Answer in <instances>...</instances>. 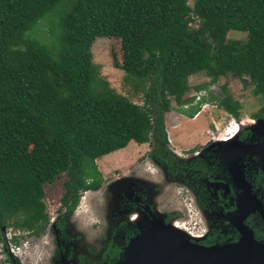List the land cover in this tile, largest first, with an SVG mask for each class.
<instances>
[{
	"label": "trees",
	"instance_id": "16d2710c",
	"mask_svg": "<svg viewBox=\"0 0 264 264\" xmlns=\"http://www.w3.org/2000/svg\"><path fill=\"white\" fill-rule=\"evenodd\" d=\"M229 30L246 37L226 39ZM99 36L114 42L112 62L146 81L140 104L107 89L89 93ZM227 70L261 99L252 118L264 117V0H0V242L2 227L21 233L14 243L44 229L46 182L63 173L59 202L71 209L102 181L96 158L129 141L149 143L173 173L164 113L171 100L191 99L189 75L214 80ZM220 88L208 100L237 119L238 105ZM197 109L176 108L187 117Z\"/></svg>",
	"mask_w": 264,
	"mask_h": 264
},
{
	"label": "rangeland",
	"instance_id": "374dc122",
	"mask_svg": "<svg viewBox=\"0 0 264 264\" xmlns=\"http://www.w3.org/2000/svg\"><path fill=\"white\" fill-rule=\"evenodd\" d=\"M191 1L188 0L189 5ZM196 24V18H192L190 27L194 29ZM40 29L44 30L45 27L40 25ZM245 37L246 32L244 31L229 30L225 34L226 39L238 41L244 40ZM114 49V42L106 37L99 36L93 40L90 47L93 78L89 86V93L96 95L103 89H107L133 103L140 104L146 81L125 74L112 62ZM243 77L247 79L246 76ZM187 84L188 90L185 92L187 97L190 93L197 91L194 88L197 85L206 84V88H209L208 96H217L221 91L220 87L224 86L225 92L238 105L239 117L234 119L237 122L242 120L245 128L250 125L252 114L260 106L261 99L252 94L251 85H243L239 75H235L229 70L220 73L214 80H210L202 71H198L187 77ZM181 105H176L171 100L170 110L164 113V118L170 119L171 125L178 124L175 127L170 125L167 129L171 139L169 146L181 151L180 153H185V150L190 146H194L193 149H198L202 145L200 144L201 141L206 142L208 139L207 142L212 141L210 140L211 135L207 134L205 130L210 129L213 136L218 135L231 116L219 106H211V104L196 119H193V117H187L176 110ZM247 130L249 135L253 136L255 134L254 131ZM244 144L251 145L252 141L249 140L248 143ZM149 148L150 145L147 142L135 143L129 141L124 147L96 158L95 163L102 177L100 187L96 191L80 192L79 206L71 213L65 225V228L67 227L75 235L73 242L79 247L78 254H75L77 264H99L97 256L103 246L93 247V244H87L83 241L85 234L90 235V239L93 238V231L96 230V224L91 225L93 221H97L98 230L104 227L106 234L111 233L113 243L120 244L121 249L115 262L122 257L131 238L124 241L121 234L124 231L125 224L121 222L117 226L116 223L122 217L137 214V211L132 212L131 209L137 205L143 208L145 194H149L150 198L159 197L161 200L156 204L158 209L163 212L175 211L178 206H189L190 217L188 219L192 220L190 223L187 222L186 226L191 231H196L197 228H205L203 225V212H199L194 203L187 198L183 200L175 187L177 183L169 178L166 173L164 175L161 173L158 164L149 155ZM158 177L160 183H162L160 186H156L154 183V179ZM63 178V173H60L44 184L42 200L44 201L48 221L58 213ZM85 198H88L94 204L97 203L91 212L87 209V202H84ZM115 226L117 227L114 228ZM4 231L5 229H2L3 235ZM11 232L16 233V235L21 234L13 230ZM42 235L47 237L42 239ZM102 237L104 238V234ZM19 240L20 242L27 240L26 246H21L24 253L21 254V258L17 257L19 263L61 264L59 257L64 252V247L56 240V235L50 225H47L45 230L38 235H23L19 237ZM42 240H48L49 243L42 245ZM3 255L0 264H10V259H7L5 254ZM91 256H94L93 259Z\"/></svg>",
	"mask_w": 264,
	"mask_h": 264
},
{
	"label": "flooded vegetation",
	"instance_id": "af4514ba",
	"mask_svg": "<svg viewBox=\"0 0 264 264\" xmlns=\"http://www.w3.org/2000/svg\"><path fill=\"white\" fill-rule=\"evenodd\" d=\"M250 136L247 129H241L236 135V140L239 143H248L251 140L252 144L260 140V136L258 137L256 134ZM213 139L210 140L213 141ZM207 141L198 149H193L194 146L189 147L185 153L172 151L175 159L173 173L167 170L165 163L151 156L158 164L161 173L163 175L166 173L177 183L175 187L183 200L187 198L194 203L199 212H203L205 228L191 231L186 226L187 222L190 223L192 220L188 219L190 217L189 206H178L175 211L163 212L158 209L156 204L161 199L159 197L150 198L149 194H145L143 208L140 205L134 206L131 211H137V214L122 217L116 223L117 226L121 222L125 224L121 234L124 241L137 235L140 232L141 224L146 225L152 217L161 215L164 223L183 227L191 241L198 245L213 246L231 243L245 239L247 236L257 243H264V171L261 168L264 164V155L255 152L252 147L237 145L230 148L216 144L211 145V141ZM154 183L156 186L162 184L159 177L154 179ZM98 188L89 191H96ZM80 198L79 195L77 203L71 209H67L59 202L58 213L46 223L42 231L33 234H40L47 225L52 227L56 240L64 247V252L59 257L61 264H77L75 254H78L79 247L73 242L75 235L67 227L65 228V225L71 213L79 206ZM187 204L189 205V203ZM94 208V205H88L87 209L91 212ZM92 224H96L93 238L90 239V235L85 234L83 241L93 244V247L103 246L97 256L99 264H115L121 249L120 244L113 243L111 233L106 234L104 227L98 230L97 221H93ZM44 237L47 236L42 235L41 238ZM48 243V240L41 242L42 245ZM114 246L117 247V255L109 257V250L105 251ZM21 254L12 255L16 260H10V264H24L19 263L17 259V257L21 258ZM93 257L91 256L92 259Z\"/></svg>",
	"mask_w": 264,
	"mask_h": 264
},
{
	"label": "water",
	"instance_id": "95a60500",
	"mask_svg": "<svg viewBox=\"0 0 264 264\" xmlns=\"http://www.w3.org/2000/svg\"><path fill=\"white\" fill-rule=\"evenodd\" d=\"M251 122L246 128L244 124L238 125L233 141L213 140L210 144L230 148L243 145L264 155V117L252 118ZM241 129L254 131L260 140L251 145L237 142L236 135ZM261 168L264 171V164ZM151 221L155 226L146 234L139 232L132 237L115 264H264V243H257L250 236L236 242L203 246L172 230L169 223H164L157 216L152 217Z\"/></svg>",
	"mask_w": 264,
	"mask_h": 264
},
{
	"label": "built area",
	"instance_id": "2783aa9c",
	"mask_svg": "<svg viewBox=\"0 0 264 264\" xmlns=\"http://www.w3.org/2000/svg\"><path fill=\"white\" fill-rule=\"evenodd\" d=\"M209 88L207 89L206 87H202L197 89V91H194L192 93L189 94L188 97H190L191 99L188 102L183 103L180 108L182 109H187L189 105L192 104H198V109L196 112H194L192 114L191 117H193L198 111L202 110L204 108V110L206 108H208V105H215V102L208 100V91ZM242 122V120H239L238 122L234 119V117L230 116V118L226 121V124L224 125V127L222 128V130L220 131V133H218V135L213 136L212 135V131L210 129H206L205 132L209 135H211V139L213 138H218V137H229L231 135V132L233 133V131L237 130L238 128V123ZM216 127V126H215ZM227 133H230L227 135ZM166 140L168 143H170V139H169V135L166 132ZM172 151L175 153H180L181 151H178L176 149L172 148ZM4 244L2 242H0V260L4 257L3 254L5 255H20L23 252V249L21 246H25L27 243V240H23L20 242V240L18 239V241L16 243L11 242L10 239L13 235H16V233L11 232L10 228H5L4 231Z\"/></svg>",
	"mask_w": 264,
	"mask_h": 264
},
{
	"label": "bare ground",
	"instance_id": "6f19581e",
	"mask_svg": "<svg viewBox=\"0 0 264 264\" xmlns=\"http://www.w3.org/2000/svg\"><path fill=\"white\" fill-rule=\"evenodd\" d=\"M203 110H204V108H203L202 110L198 111V112L193 116V119H196V118L200 115L201 111H203ZM251 121H252V120H251ZM251 121H250V122H251ZM251 123H253V122H251ZM239 124H243V121L240 122V123H238V125H239ZM238 129H239V126H238L237 130H238ZM237 130L233 131V133L231 132V135H230L229 137H222V138L218 137V138H214V139L219 140V141H224V142H226V143H229V142L233 141L234 136H235V134L237 133ZM228 134H230V133H227L226 136H228ZM169 139H170V138H169ZM170 140H171V139H170ZM88 191H89V190L84 191V192H88ZM83 199H84V198H83ZM84 202H87V206H88V205H94V206L96 207V205H97V203H96V204L92 203L90 200H88V198H87V199L85 198V201H84ZM157 217H158V219H161V215H159V216H157ZM158 222L161 223V220H158ZM168 225H169V227H170L172 230L177 231V232H180V233H183V234L186 236V238L190 239L188 233L183 229V227H180V225H176V224H172V223H169ZM154 226H155V224H154L151 220H149L148 223H147L146 225H142V224L140 225V232H142V234H146V233H148V232L150 231V229H152Z\"/></svg>",
	"mask_w": 264,
	"mask_h": 264
},
{
	"label": "crops",
	"instance_id": "0c3cea01",
	"mask_svg": "<svg viewBox=\"0 0 264 264\" xmlns=\"http://www.w3.org/2000/svg\"><path fill=\"white\" fill-rule=\"evenodd\" d=\"M202 112V111H201ZM203 113V112H202ZM171 120L170 119H166V118H164V127H165V131L168 133V135H169V132H168V129H167V127H169L170 125H171ZM175 126H178V124H175V125H171V127H175ZM169 138H170V136H169ZM205 141H201L200 142V144H203ZM170 143H171V141H170ZM190 147H192V146H190Z\"/></svg>",
	"mask_w": 264,
	"mask_h": 264
}]
</instances>
